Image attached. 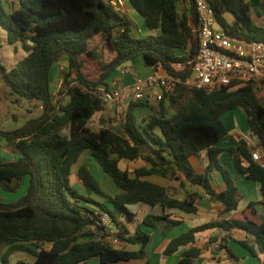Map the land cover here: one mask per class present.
Instances as JSON below:
<instances>
[{
	"label": "trees",
	"instance_id": "1",
	"mask_svg": "<svg viewBox=\"0 0 264 264\" xmlns=\"http://www.w3.org/2000/svg\"><path fill=\"white\" fill-rule=\"evenodd\" d=\"M179 1L127 0L151 32L138 38L132 35L133 23L127 15L104 0H15V8L8 0H0V27L6 31V42L20 44L27 53L9 70L0 62L1 78L10 94L34 101L42 111L19 128L0 127V137L20 154L11 161L0 159V190L14 193L28 178L27 191L18 201L0 200V264H10L16 252L34 258L16 264H83L91 259L100 264H118L144 259L151 235L142 226L155 228V222L166 219V215H147L136 223L131 207L159 206L163 211L177 209L195 214V203L201 197L191 193L179 199L169 188L148 181L151 175L171 181L183 178L201 187L211 201L223 205L220 216L236 211L238 188L221 165L223 149L217 146L228 133L222 117L236 108L245 111L247 129L258 139L263 160H253L241 138L230 152L238 172L259 183L264 205V101L252 85L221 87L212 92L178 86L166 93L157 106L128 103L117 127L104 125L95 130L90 125L94 116L106 109L96 91L103 87L108 90L109 74L133 58L140 57L146 66L160 67L174 78L190 75L189 65L184 69L177 65L192 60L198 49L190 22L195 10L192 4L189 19L186 10L179 11ZM208 1L217 27L248 41L264 42V27L253 22L249 0ZM95 37H101L116 56L109 64L99 60V77L89 79L83 71L82 57L98 60L97 52L88 48ZM63 56L68 62L66 83L55 99L50 89L51 72ZM143 107H150L152 114H138L136 110ZM170 109L174 110L172 114ZM86 151L112 179L114 194L108 193L86 164L77 169L85 193L72 186V168ZM203 152L207 165L199 173L191 159L200 158ZM122 160H142L145 165L123 169ZM213 170L221 173L226 183L224 191L216 192L211 185L209 173ZM104 214L110 218L108 225L102 222ZM120 216L125 222L119 220ZM131 223H135L133 231ZM217 227L221 228V237H209L208 244L218 242L230 260H237L228 242L233 239L232 230H243L247 239L239 243L251 254L255 250L262 254L264 264V223L250 218L223 219L190 228L172 238L162 256H172L183 249L177 264L196 262L202 251L197 234ZM109 237L139 247L118 248Z\"/></svg>",
	"mask_w": 264,
	"mask_h": 264
},
{
	"label": "crops",
	"instance_id": "2",
	"mask_svg": "<svg viewBox=\"0 0 264 264\" xmlns=\"http://www.w3.org/2000/svg\"><path fill=\"white\" fill-rule=\"evenodd\" d=\"M114 1L120 4V12L127 15V17L132 21L133 25L137 23V26H138L139 23L137 22L136 11L131 9L128 6L127 0H114ZM249 1L251 3L250 15H251L253 22L257 26L264 27V0H249ZM179 4H180L179 10H181L180 12L186 10L187 14L189 15V19L192 18V15L190 12V6H188L187 4L181 1H179ZM179 4H178V8H179ZM190 22H191V26H193V20L192 21L190 20ZM155 33L156 32H153L152 34H155ZM145 34L147 36L151 34V32H149L146 28ZM96 38H99V37H95L94 39H92L89 43L88 48L90 50H95L97 52V55L95 57H97L98 60H95V59L93 60V59L87 58L86 56L82 57L84 60L83 71L89 79H97L99 77L100 75V68L98 64L99 60L101 63L109 64L113 60V58L116 56V52L110 50L105 45L104 42H103L102 48H98V44L94 41ZM92 42H94L93 45H92ZM105 53H108V55L111 56V60L108 63L104 62L105 55H106ZM91 62L96 64L97 66V70H98L97 75L95 74L93 76H90L86 72V64L91 63ZM60 69L64 70V72L68 70L67 58L64 56L60 58V60L57 62V64L54 66L51 72V80L56 79V84L57 82H60L59 80H57L58 74L60 73L59 72ZM123 70H126V72H123ZM141 72L144 73V76L140 75ZM151 74L162 75L166 73L160 67L152 68V67L146 66L144 64V61L140 57H136V58H133L131 61L127 62L126 64L119 66L118 68H115L107 77L106 83L109 89L118 88V89L128 90V88L130 87V85L132 84L136 76H140L144 78ZM71 80L75 82L74 78H71ZM53 94H55V92H53ZM257 94L258 96L264 95V93H257ZM130 102L131 101H126V102L123 101L121 105H117V106H113V105L107 106L106 105L105 110L108 111L116 107L118 116H119V114L122 113L124 109L126 108V105H128V103ZM146 103L148 105L156 104V102H152V101H148ZM136 111H138V113L142 117H146L152 114L150 107L138 108ZM226 128L228 131L227 135L217 143V146L223 149V152L219 156V160H220L221 165L229 172L231 177L234 179L235 185L238 188L237 190L238 209L225 217L220 216L219 213L223 209V205L221 203L211 201L208 198V196L203 192V189L201 187L190 185L189 183L185 182L183 178L181 181H171L168 178H164V177L157 176V175L148 176L146 178L148 181L169 188L170 192H172L177 198L185 197L191 193H198L201 195V197L197 199L195 203L197 207V213L195 214H187L177 209H167L163 211L161 207L157 206L160 208L159 214L166 215V219L158 220L155 228L149 227L151 229H154L156 231L155 233H158V235L155 234V236L153 237L152 233H150L151 240L146 248V252H147L146 257L144 259H138V260H132V261H138L140 264H177L179 260L181 259L180 254L183 251V249H181L178 253L172 256H168V257H163L162 252L165 249L168 242L172 239L169 236L170 231L174 227L184 224L185 222H187L190 225V228H194V227H197L199 225H202L208 222H220L223 219L244 220L246 218H250L256 222L264 223V205L261 203L260 185L257 182L246 179L244 175L238 172L234 164L233 154L232 152H230V149L237 148L240 134L244 132L239 131L238 126L235 127L231 125V126H226ZM2 142H3L2 143L3 146L2 147L0 146L1 149L6 151L7 153L17 154V152H14L12 146L7 142L5 138L3 139ZM123 162L125 165V168L123 169H128V170H132L131 168L132 166L134 167L133 169H135L137 167H141L145 165V163L142 160H137V161L122 160L120 162V166H121V163ZM191 162L194 168L197 170V172L202 173L204 171V167L207 165V161L205 158V152L201 154L200 158H195V157L192 158ZM242 164L245 165V162ZM209 180L216 192H221L226 189V183L221 173L218 170H213L209 173ZM143 206L144 205H135L131 207V210L134 213H136V208H143ZM194 216H197V217H194ZM199 217L201 218L200 221H203V222H199L198 220ZM122 219L123 218L120 216L119 220H122ZM171 221H173V223ZM177 222H179V224H177ZM110 227L114 228V225L111 224ZM149 228H148V233L150 232ZM114 231L117 232V230L115 229ZM221 234L222 233H221L220 227L210 229V232L208 233V235L202 236V232H201L197 234L196 236L197 243L199 246H201L199 243V241H201L200 240L201 237L209 238L214 235H220L221 237ZM231 236L237 242L247 239L246 233L243 230H239V229L232 230ZM152 244L155 246V249L153 250L154 252H150V249H148L150 245L152 246ZM218 244H219L218 242H213L211 243L209 248L201 247L202 251L197 261L194 263H190V264H200L201 262L212 261L215 259H216L215 260L216 262L221 261L224 264L226 262H230L231 264H241V262L242 264H261V261L263 259V255L260 254L257 250L255 251H257L258 254L256 253L251 254L248 250H247L248 252H243L242 250H240L238 254L240 255V258H238L237 254H234L238 259L230 260L227 257L226 251L224 249L221 250L218 247ZM125 245H126L125 243L119 242L118 246H115V247L125 248V249L130 248V250H135V249H138L139 247V245H131L129 247H124ZM215 247H216V253H213L212 250ZM213 256H215L216 258L213 259L212 258ZM173 257L175 258V261L174 262L172 261L170 263V260ZM255 258H257V263L255 261ZM132 261L123 262V264L130 263Z\"/></svg>",
	"mask_w": 264,
	"mask_h": 264
},
{
	"label": "built area",
	"instance_id": "3",
	"mask_svg": "<svg viewBox=\"0 0 264 264\" xmlns=\"http://www.w3.org/2000/svg\"><path fill=\"white\" fill-rule=\"evenodd\" d=\"M180 1L190 7L193 4L195 10L192 28L198 40V49L192 60L177 65L178 69L189 65L190 75L185 79L167 74H151L144 78L136 76L128 90L100 88L96 91L95 94L103 103L113 106L121 105L123 101L159 103L166 93L172 92L178 86L212 92L221 87L234 89L252 85L256 91L264 93V42L248 41L217 27L214 10L208 0ZM106 2L111 3L116 11H120L118 2ZM240 138L251 153L252 159L261 162L263 159L258 139L248 133L240 134ZM102 222L109 224V216L102 215ZM200 264L217 262L212 260Z\"/></svg>",
	"mask_w": 264,
	"mask_h": 264
},
{
	"label": "rangeland",
	"instance_id": "4",
	"mask_svg": "<svg viewBox=\"0 0 264 264\" xmlns=\"http://www.w3.org/2000/svg\"><path fill=\"white\" fill-rule=\"evenodd\" d=\"M12 8H15V0H8ZM5 8L8 10V4L5 2ZM179 9H180V4H179ZM181 11V10H179ZM137 16V22L139 23L137 26V23L133 25V31L132 35L138 38H144L146 37V28L144 25V20L143 18L136 13ZM142 30V31H140ZM98 44V48H102L103 46V39L96 38L94 40ZM95 43V45H96ZM94 42H92V45ZM26 52L21 48L20 44L17 45H10L6 42V31L0 27V62L3 64L8 70L11 69L19 60L24 58L26 56ZM105 59L104 62L108 63L111 60V56L108 55V53H105ZM60 73L58 74V79L60 82H57L56 84V79L51 80L50 82V89L52 92H55V99L58 98V91L59 89L66 83V78H65V72L64 70L60 69ZM86 72L90 75H97L98 70L97 66L94 63H87L86 64ZM141 76H144V73L141 72ZM53 79V78H52ZM260 91H257L259 93ZM261 100L264 101V95ZM159 103L152 104V106H157ZM110 104H107V106ZM140 112V111H139ZM174 112L173 109H170V114ZM42 114V111L39 107L35 105L34 101H29L26 99H21L16 95L10 94V89L4 84L1 75H0V127L3 128L4 130H13L16 128H19L23 126L29 119L38 117ZM124 114V113H123ZM139 114V113H138ZM119 116H122V113L119 114ZM118 116L117 108L114 107L113 109L110 110H105L104 112L100 114H96L91 121V126L95 129L98 130L101 126L104 125H110L113 127L118 126V121L120 120V117ZM222 121L225 126H238V130L244 133L250 134V132L247 129V123H246V114L245 111L242 108H237L235 110H231L226 112L223 117ZM67 132V131H66ZM3 137H0V146L2 147V141ZM20 154H12V153H7L3 149L0 148V159L3 161H11L14 159L19 158ZM81 164H86L91 173L94 175V177L101 183V185L108 191L110 194H114L116 189L113 184L112 179L106 175L103 170L101 169L100 165L97 163L96 160H94L91 156H89L88 152H84L83 155L80 157L78 163L73 166L72 168V173H71V184L75 188H77L81 193H85L84 187L81 185L78 179L77 175V169ZM121 167L125 168L124 162L121 163ZM132 169L134 168L133 166L131 167ZM27 182L28 178H25L24 184H22L21 188L17 190L16 192H6L4 190H0V200L4 201L5 203H14L18 201L27 191ZM98 201H102L98 197H95ZM184 197H179V199H183ZM144 212H143V210ZM160 208L155 207L151 208L149 206L144 205L143 208H136V223L140 222L143 220L146 214L150 215H160ZM197 217V216H194ZM203 218V217H202ZM199 217V222L200 221ZM121 222H125L124 219L120 220ZM111 222V221H110ZM156 221L155 223H157ZM108 225V224H107ZM170 226V225H169ZM129 227L131 231H133L135 227V223L129 224ZM144 230L148 232V226L143 225L142 226ZM150 229L149 233H152L153 237L155 234L158 235V233H155L156 231L154 229ZM190 229V225L185 222L184 224L178 225L174 227L170 233L169 236L171 238H174L175 236H178L187 230ZM210 230H207L205 232H202V236L208 235ZM111 244L113 246H118L119 242L116 240L110 239ZM159 239V238H158ZM208 237H201L199 241L201 247H206L209 248L211 243L208 244ZM131 245H125L124 247H129ZM229 248L232 250L233 254H237L238 258H240L239 251L242 250L243 252H248L247 249H245L239 242L235 241V239H229L228 242ZM212 247V246H211ZM130 249V248H128ZM150 252H154L153 250L155 249V246L152 244L150 245L149 248ZM214 251H216V247L213 248ZM219 250V249H218ZM256 254H258L257 251H255ZM253 256V255H252ZM33 261L34 258L25 252H16L11 255L10 257V264H16L18 261ZM175 261V258H171L170 263ZM255 261L257 263V258H255ZM83 264H100L96 259H91L87 261L86 263ZM123 264V263H119ZM125 264H140L138 261H132L130 263H125ZM242 264V262H241Z\"/></svg>",
	"mask_w": 264,
	"mask_h": 264
},
{
	"label": "water",
	"instance_id": "5",
	"mask_svg": "<svg viewBox=\"0 0 264 264\" xmlns=\"http://www.w3.org/2000/svg\"><path fill=\"white\" fill-rule=\"evenodd\" d=\"M30 44L32 45V44H33V42H32V41H30ZM215 253H216V251H215Z\"/></svg>",
	"mask_w": 264,
	"mask_h": 264
}]
</instances>
